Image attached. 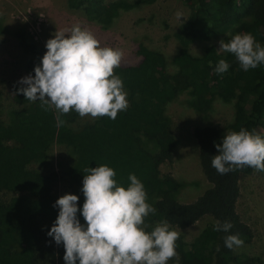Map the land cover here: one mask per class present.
<instances>
[{"label":"trees","instance_id":"1","mask_svg":"<svg viewBox=\"0 0 264 264\" xmlns=\"http://www.w3.org/2000/svg\"><path fill=\"white\" fill-rule=\"evenodd\" d=\"M190 2L188 35L193 39L210 36L216 25L244 18L228 57H221L214 48L203 58L183 52L174 60L178 72L173 76L163 54L140 45L139 63L116 67L113 73L110 98L126 88L129 106L105 113L97 123L78 130L69 128L48 100H36L34 88L17 89L14 100L23 107L13 113L11 123L0 118V192H29L30 197L0 203V264H42L44 260L50 264L56 247L61 264H136L146 247L174 264H259L253 256L237 255L236 249L254 239L237 209L241 179L264 170V0ZM68 6L108 24L126 4L68 0ZM21 44L33 58L29 71L37 78L51 64L64 63L69 54L66 47H37L24 39ZM186 89L193 90L194 107L200 112L212 107L217 93L225 100H237L236 122L229 135L217 125L194 132L201 168L211 187L192 203L179 202L173 177L161 172V165L173 160L177 147L163 110ZM73 98L67 102L66 116L71 120L76 116ZM140 135L154 141L156 153L142 147ZM53 144L70 146L75 163L63 176L30 170L28 166L44 159ZM60 180L69 183L70 191L58 201L52 190ZM126 203H132L140 218L152 225L143 234L145 242L122 210ZM112 207L123 235L85 249L83 243L90 239L66 232L67 227L88 231L103 227ZM206 216L216 223L193 242L173 239L174 228L187 229Z\"/></svg>","mask_w":264,"mask_h":264},{"label":"rangeland","instance_id":"2","mask_svg":"<svg viewBox=\"0 0 264 264\" xmlns=\"http://www.w3.org/2000/svg\"><path fill=\"white\" fill-rule=\"evenodd\" d=\"M105 1L126 4L108 24L91 19L83 9H71L68 0H0V118L4 122L11 123L13 113L23 107L14 97L17 89L26 87L36 90V100H48L69 128L78 130L93 125L105 113H116L129 106L130 92L126 88L110 98L115 87L113 73L116 67L139 63L140 45L163 54L174 76L178 72L174 60L183 52L203 58L208 49L214 48L221 57H228L233 50L232 40L238 37V27L244 21L243 17H237L227 25L214 26V32L206 38L193 39L188 35L192 16L190 0H157L150 4L140 0ZM22 39L37 47H66L69 54L64 63L51 64L45 75L37 78L29 71L33 58L22 46ZM70 96H74L76 106L72 120L66 116ZM236 103V99L225 100L217 93L212 107L200 112L194 107L193 90L186 89L164 107L163 114L177 147L173 160L161 165V172L173 177L174 196L179 202L192 203L211 187L201 168L195 130L217 125L225 136L229 135L230 127L236 122ZM139 138L146 151L156 153L154 141L143 135ZM75 161L70 146L53 144L44 159L31 163L28 168L44 175L63 176ZM240 186L237 209L251 227L254 239L248 245L237 247L236 254L253 256L259 264H264V170L243 176ZM69 191V183L60 180L54 184L52 194L60 201ZM17 197L29 198L30 194L2 191L0 203L6 204ZM122 210L136 226L134 232L144 241L143 234L152 225L140 218L132 203L124 204ZM117 216L116 208L112 207L101 228L65 229L72 236L90 239L91 242L83 243L85 249L99 247L104 239L125 233ZM215 223L214 218L206 216L187 229L174 228L173 239L193 242L209 224ZM157 252L146 247L144 257L136 264H174ZM49 261L50 264L63 262L58 247Z\"/></svg>","mask_w":264,"mask_h":264}]
</instances>
